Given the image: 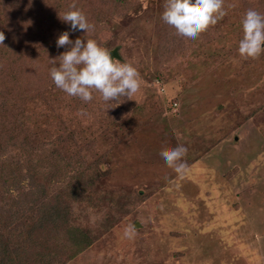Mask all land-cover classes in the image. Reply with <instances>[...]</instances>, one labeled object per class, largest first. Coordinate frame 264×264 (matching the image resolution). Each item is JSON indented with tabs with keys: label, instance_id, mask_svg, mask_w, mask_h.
<instances>
[{
	"label": "rangeland",
	"instance_id": "obj_1",
	"mask_svg": "<svg viewBox=\"0 0 264 264\" xmlns=\"http://www.w3.org/2000/svg\"><path fill=\"white\" fill-rule=\"evenodd\" d=\"M73 2L91 31L59 18ZM163 3L16 1L0 76L9 74L11 91L22 83L8 108L16 100L30 138L65 141L61 156L80 159L94 178L74 197L68 220L78 230H61L50 250L76 251L64 264H264V51L247 59L237 52L242 14L264 13V0H223L226 14L191 42L167 29ZM62 31L117 49L115 59L136 68L138 91L110 108L96 100L86 108L58 89L48 70L67 47L55 45ZM178 144L187 148L183 176L158 158ZM73 175L54 182L58 206ZM129 225L135 237L124 241ZM81 239L89 244L79 250Z\"/></svg>",
	"mask_w": 264,
	"mask_h": 264
},
{
	"label": "trees",
	"instance_id": "obj_2",
	"mask_svg": "<svg viewBox=\"0 0 264 264\" xmlns=\"http://www.w3.org/2000/svg\"><path fill=\"white\" fill-rule=\"evenodd\" d=\"M16 1L11 5L8 0H0V32L4 33V37L14 22L15 12L11 14L12 10L17 11L21 7ZM2 43L0 53L4 41ZM47 52L50 55V49ZM9 68L8 65L7 73ZM8 77L6 73L2 78L0 76V264H52L51 261L64 264L76 251L71 254L51 252L50 241L60 236L61 230L73 234L75 229L78 230L68 220L77 208L74 197L92 187L94 178L88 174L89 168L80 159L69 155L68 161L61 156V150H69L64 146L65 141L56 139L40 143L30 138L29 130L17 118L21 114L20 105L13 100V114L8 108V98L19 94L18 84L22 82L16 80L14 91H11ZM92 100L101 101L102 107L111 103L102 101L96 91L92 93ZM88 104L84 102L86 108H89ZM86 113L90 111L86 110ZM69 171H74V175L64 183V187L70 192L65 194L63 205L58 206L55 201L59 194L53 190L54 182L59 181V176L65 180ZM14 193L17 195L14 196ZM79 243L80 250L89 241L81 239Z\"/></svg>",
	"mask_w": 264,
	"mask_h": 264
},
{
	"label": "clouds",
	"instance_id": "obj_3",
	"mask_svg": "<svg viewBox=\"0 0 264 264\" xmlns=\"http://www.w3.org/2000/svg\"><path fill=\"white\" fill-rule=\"evenodd\" d=\"M223 0H164L160 18L167 29L179 39L191 42L209 25H215L225 15ZM59 18L72 31H91L93 25L86 15L71 3ZM241 37L237 42V52L243 59L256 58L264 51V13L247 9L240 18ZM4 33L0 32V44ZM57 47L67 46L52 61L48 74L53 84L70 97H78L84 102L92 99L93 91L100 94L104 102L118 97H130L139 89L138 72L130 63L118 62L110 57L109 50L95 39L79 37L69 39V32H60L55 39ZM121 102V101H120ZM110 108V107H108ZM107 109V108H106ZM187 153L184 145L178 144L159 154V160L183 176L186 164L182 157ZM135 237V228L126 227L122 234L124 241Z\"/></svg>",
	"mask_w": 264,
	"mask_h": 264
},
{
	"label": "water",
	"instance_id": "obj_4",
	"mask_svg": "<svg viewBox=\"0 0 264 264\" xmlns=\"http://www.w3.org/2000/svg\"><path fill=\"white\" fill-rule=\"evenodd\" d=\"M109 54H110V57H112V58H118L119 57L117 49L110 50Z\"/></svg>",
	"mask_w": 264,
	"mask_h": 264
}]
</instances>
